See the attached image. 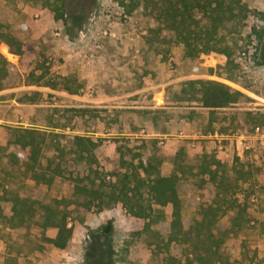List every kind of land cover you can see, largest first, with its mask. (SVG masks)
Here are the masks:
<instances>
[{
	"label": "rangeland",
	"instance_id": "obj_1",
	"mask_svg": "<svg viewBox=\"0 0 264 264\" xmlns=\"http://www.w3.org/2000/svg\"><path fill=\"white\" fill-rule=\"evenodd\" d=\"M129 1L0 0V19L6 16L10 23L28 25L32 39L21 56L0 42V55L16 67L0 91V146L11 140L10 128L18 127L69 138L85 136L100 142L97 155L106 171L120 165L118 149L126 147L142 153L146 161L160 159L165 176L173 172V159L183 147L193 167L202 152L213 154L237 183L228 199L246 208L248 223L237 237L246 244L249 262L264 264V126L252 121L264 114V0H243L251 11L246 23H228L220 29L224 45L234 51L231 60L221 53L203 55L195 73L182 44L166 48L148 42L157 16H145L149 11L142 8L129 14ZM61 6L64 19L55 12ZM3 45L15 62L2 53ZM192 80L226 84L246 99L226 109H205L178 95ZM30 98L36 102L31 104ZM84 109L89 113L79 112ZM3 167L10 168L7 158L1 160L0 170ZM195 183L189 174L179 183L186 198V226L200 219L193 198ZM9 189L46 202L71 196V186L64 180L50 189L30 180L10 184ZM4 206L9 214V205ZM156 212L164 219L153 229L167 240L172 209ZM109 221L114 224L118 259L124 257L126 244L130 249L128 262L117 264H165L164 252L149 247L145 237L133 236L144 221L128 215L121 204L101 213H74L70 220L74 235L65 250L44 243L38 228L25 237L0 223V264H90L87 250L105 241L99 230ZM228 225L225 216L217 231ZM56 234L55 229L47 231L48 237ZM177 251L172 246V254Z\"/></svg>",
	"mask_w": 264,
	"mask_h": 264
},
{
	"label": "trees",
	"instance_id": "obj_2",
	"mask_svg": "<svg viewBox=\"0 0 264 264\" xmlns=\"http://www.w3.org/2000/svg\"><path fill=\"white\" fill-rule=\"evenodd\" d=\"M127 8L129 14L138 8L149 11L145 16L156 14L157 26L150 29L148 42L166 48L182 44L192 73L203 55L221 53L231 60L234 51L224 45L219 31L228 23L245 24L251 12L243 0H130ZM55 12L58 19H64L62 6ZM262 40L260 35L259 42ZM31 41L28 25L10 23L6 16L0 19V42L8 45L12 54L21 56ZM1 51L16 61L7 46L3 45ZM14 72L16 67L0 55V91L6 89L5 83ZM178 95L209 110L226 109L246 99L241 91L208 80L189 81ZM35 102V98H30L31 104ZM89 111L79 110L84 115ZM252 121L263 127L264 114L255 115ZM10 132L11 140L0 146V163L7 158L10 166L0 170V223L19 234L26 237L33 228H38L44 243L65 250L74 235L73 226L69 227L74 213H101L121 204L128 215L144 221L143 229L133 236L139 240L145 237L143 240L149 247L156 246L164 252L165 264H252L246 244L237 237L248 223L246 208L228 199L237 183L227 177L224 163L213 154L202 152L198 165L193 167L187 163L188 154L183 147L173 159V172L165 176L160 159L146 161L142 153L124 147L118 149L122 155L120 165L106 171L97 155L101 144L90 137L69 138L21 127L10 128ZM126 154L132 155L130 160L124 158ZM188 174L196 181L193 198L200 219L186 226L183 217L186 198L179 183ZM26 180L49 189L58 180H64L71 186V196L46 202L9 189L10 184ZM5 204L9 205V214ZM168 207L172 212L170 233L165 240L153 227L164 219L156 208ZM225 216L229 225L218 232V223ZM50 229L57 231L53 238L47 236ZM113 232V221L100 228L105 241L88 248L86 259L90 264L128 262L129 244L123 248L125 255L119 260L113 248ZM174 245L178 247L176 255L171 252Z\"/></svg>",
	"mask_w": 264,
	"mask_h": 264
},
{
	"label": "built area",
	"instance_id": "obj_3",
	"mask_svg": "<svg viewBox=\"0 0 264 264\" xmlns=\"http://www.w3.org/2000/svg\"><path fill=\"white\" fill-rule=\"evenodd\" d=\"M69 227H71V224H69Z\"/></svg>",
	"mask_w": 264,
	"mask_h": 264
},
{
	"label": "crops",
	"instance_id": "obj_4",
	"mask_svg": "<svg viewBox=\"0 0 264 264\" xmlns=\"http://www.w3.org/2000/svg\"><path fill=\"white\" fill-rule=\"evenodd\" d=\"M14 55V54H13Z\"/></svg>",
	"mask_w": 264,
	"mask_h": 264
}]
</instances>
